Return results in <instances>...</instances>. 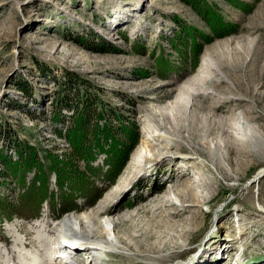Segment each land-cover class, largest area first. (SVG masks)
Here are the masks:
<instances>
[{"label": "rangeland", "instance_id": "rangeland-1", "mask_svg": "<svg viewBox=\"0 0 264 264\" xmlns=\"http://www.w3.org/2000/svg\"><path fill=\"white\" fill-rule=\"evenodd\" d=\"M205 1L219 14L221 23L235 27L231 33L214 36L203 17L181 0H0L2 154L13 156L11 141L15 140L51 150L49 152L53 155L68 152L67 144L54 133L62 130L67 122L55 125L51 120L58 86L68 75L92 86V94L117 107L138 133L137 145L115 183L105 193L101 191L87 208L81 205L88 203L84 202L87 199L81 198L79 211L66 212L59 217H54L58 209L54 204L58 197L39 206L32 200H27V205H20L23 194L20 186L23 183L8 173L7 167L0 162L1 176L7 174L5 178L0 177V194L17 206L14 218L4 221L0 227V264H24L17 256L23 247L16 240L31 241L33 234L38 229L40 231V226H45L46 222L53 228V233L47 235L49 246H55L57 255L61 259L64 257L54 264H67L65 261L71 259L65 258L66 255L58 250L60 245L66 247L67 242L88 248L85 254L90 258L93 247L80 238L76 219L80 215L87 218V214L98 206L110 211L109 215L98 219L103 222L108 238H112L114 232L121 237L135 229L147 233V237L137 244L141 246L137 255L129 258L106 245L101 255L93 253L95 258L97 254L101 257L98 264H264V174L256 176L264 168V0H237L249 3V11L241 10L230 0ZM173 19L185 28L193 27L208 33L212 39L202 44L194 69H190L188 62L194 54L191 39L188 37L187 46L181 48L185 49L187 63H184L182 54L170 45V38L181 29ZM90 32V47L75 42L76 37L86 38ZM102 46H105L103 50ZM54 48L58 49L57 53L53 52ZM115 49L118 53L108 51ZM205 56L207 60L210 57H232L231 66L225 64L223 68L225 72L237 81V88L242 92L249 91V87L257 91L255 99L251 98L255 94L242 98L253 111L248 115L253 119L250 123L256 125L261 135L258 140L248 143L249 148L244 153L232 154L238 165L224 163L233 177L223 178L215 172V181L211 182L213 167L207 159H202L205 169L197 166L192 170L194 179H201L203 185L198 188L199 193L193 201L197 206H189L192 212L187 213L182 221L173 219L179 221L175 229L171 225H161L158 229V223L164 219L161 208L154 211L156 217H150L148 205L162 206L164 193L175 185L178 191L185 192L184 178L176 170L178 164L189 166L193 162L190 158L184 159L183 150L168 142L151 115L160 120L157 114L162 109L168 111L172 103L186 102L187 96L203 103L204 109L198 112L202 116L208 113V105H218L221 109L214 113L217 114L216 121L218 118L230 119L232 113L239 115L244 111L243 106L236 107L231 113L232 108L226 109L233 98L231 94L213 93L208 89L189 92L190 81L196 77L201 58ZM159 58L165 64L185 71H158ZM203 71L198 75L201 80L205 75ZM232 82L231 79L223 82L217 90L226 91ZM62 114L68 117L71 112L64 110ZM146 132L154 141L153 148L165 147L167 153L159 155L151 164L147 161L141 163L137 168L140 172L133 176L131 171H127L128 162ZM213 137L211 135L209 139ZM177 141L181 142V139ZM104 158L103 155L98 156L95 165L104 166ZM82 171L80 174L89 175ZM33 177L34 173L27 174L26 187L30 186L28 183ZM104 182L105 179H97L99 188L104 186ZM91 188L90 184L82 185L76 187V193L86 190L94 193ZM49 189L56 190L54 176L50 177ZM37 207L39 214L33 216ZM126 214L135 216L112 230L110 220ZM64 221L71 223L75 231L71 232L67 228L69 224ZM16 228H21L22 233L16 232ZM161 234L167 240V254L170 253L165 262L158 261L155 254L146 256L150 253L146 247L156 244ZM58 237L62 238L59 244ZM33 248L32 244L26 245L29 249L26 252L34 251ZM83 255L76 256L78 259L74 264H88Z\"/></svg>", "mask_w": 264, "mask_h": 264}, {"label": "trees", "instance_id": "trees-1", "mask_svg": "<svg viewBox=\"0 0 264 264\" xmlns=\"http://www.w3.org/2000/svg\"><path fill=\"white\" fill-rule=\"evenodd\" d=\"M230 1L231 4L238 6L243 11L251 10L249 3L237 0ZM255 1L258 2L259 0ZM181 2L203 17L214 36L222 37L223 34L231 33L235 29L230 24L221 23L219 14L217 15L206 4L205 0H181ZM172 21L180 25L177 19ZM180 26V31L170 38V45L174 51L182 54L184 63H187L185 49L181 48L187 46V38L189 37L194 43L192 46L194 54L188 62L190 69H194L198 62L197 57L201 52L202 44H207L212 39L208 33L193 27ZM90 36H92L91 32L86 38L78 36L74 40L81 46L90 47ZM104 47L102 46V50ZM108 51L118 53L116 49ZM156 66L158 71L160 69L165 70V72L185 71L183 68L165 64L161 58L157 60ZM19 89L23 88L19 86ZM91 89L92 86L85 81L70 75L58 86L51 120L55 125H64L65 121L67 122L62 130L58 129L54 133L57 138L63 139L67 144L68 152L53 155L49 152L51 150L38 148L27 141L20 140L11 141L13 156L7 157L0 152V162L7 167L8 173L10 172L23 183L20 186L21 193H23L20 196V205H27L29 203L27 200H32L39 206L42 202L47 203L58 197L59 200L54 204L55 208H58L54 217L63 216L66 212L79 211V199H87L84 202L88 203L81 204L84 208H87L89 203L93 204L101 191L105 193L115 183L116 178L125 167L128 156L137 145L138 133L133 129L132 122H129L117 107L110 106L100 96L92 94ZM64 110L71 112V114L68 117L62 116ZM100 155L105 156L102 167L95 165V161ZM105 167L107 169L104 170ZM82 170L87 171L89 175L80 174L83 172ZM29 173H34V177L28 183L30 186L26 187L25 180ZM1 175L3 174L0 173L2 178L7 177V174ZM51 176L55 178L56 190L54 191L49 189ZM99 178L105 179L102 188H99L97 183ZM87 184L92 186L90 190L94 193L89 190L76 193V187ZM13 205L0 194V227L4 221L12 220L17 214L14 211L17 206ZM38 210L39 207L35 208L33 216L39 214Z\"/></svg>", "mask_w": 264, "mask_h": 264}, {"label": "bare ground", "instance_id": "bare-ground-1", "mask_svg": "<svg viewBox=\"0 0 264 264\" xmlns=\"http://www.w3.org/2000/svg\"><path fill=\"white\" fill-rule=\"evenodd\" d=\"M53 52L57 53L58 49L54 48ZM229 63H233L232 57L224 56L219 57L218 59L210 57L208 60L206 56L202 57L199 68L196 72L197 78L195 77L191 79L188 89L189 92H200L208 89L213 93L231 94L233 98L229 101V105L226 109L232 108L230 111L231 113L236 110V107L243 106L244 111H242V113L239 115L232 113L230 119L218 118L216 121L215 117L217 114L215 115L214 113L221 109L218 105H208V113L205 116H202L198 114V112L204 109L203 103H199L187 96L186 102L172 103L171 108L168 111L162 109V111L157 114V116H160L161 122L157 117L151 115L152 120L155 123H158L159 128L164 131V136L168 139V142L178 146V150H183L185 154H183L182 157L184 159L190 158L193 162L192 165H189L190 168L188 165L178 164V168L176 170V172L181 174V177L184 178L183 184L186 188L185 192L178 191L177 186L175 185L164 193V196L162 197V206L148 205V212L151 214L150 217H156L157 214H155L154 211L159 207L161 208V216H163L164 219L158 223V229H160L161 225H171L175 229L178 227V220L180 219V221H182V218L187 213L192 212L189 206H197L193 203V201L195 200V196L199 193L198 188L203 187V185H201V179H194L192 174L193 169L197 166L205 169V165L202 164V161L207 159L210 167H213L211 168V182L215 181L213 178V174L215 172H219L223 178L233 177V174L225 168L224 163L226 162L229 166L238 165L239 163H236L232 159V154L244 153V150L248 147V143H250L253 139L258 140L261 135L256 125L250 123L253 119L248 115L253 111L250 109L249 105H247L248 103L243 100L244 97H248V95L250 97L253 94H255V96L251 98L255 99L257 91L251 87H249V91L246 92L239 90L237 88V81L223 69L225 64L231 66ZM203 70H205V75L203 80H201L198 75L201 74V72H204ZM230 79L231 82H233L231 83L232 85L227 86L229 88L226 91L217 90L223 82ZM259 96L261 97L262 95L260 94ZM263 97L264 95L262 98ZM254 102L257 103V100H254ZM211 135L214 137L209 139ZM149 137V134L146 132L145 136L141 139L138 150L130 157L127 171H131L133 176L140 172V169L137 168L141 166V163L145 164V161H147L148 164H151L159 155L164 152L167 153V150H164L165 147L164 149L163 147L159 148L158 146L157 148H153L154 141L149 139ZM178 139H181V142H178ZM174 142H176V144ZM262 144L263 143H261V145ZM261 145L259 147H261ZM256 150L259 151L260 148L256 146ZM260 174H264V168L260 169L256 173V176ZM176 180L177 182L179 181L178 179ZM109 214L110 211L105 209L104 206H98L87 214L88 219L82 215L77 217L76 227L78 228L77 230H79L81 236L80 238L90 242L93 249H91L92 252L90 253L91 255L89 258V256H86L85 254V251L88 248L77 246L64 239L68 245L66 247L60 245L59 248L69 251L68 254L71 256L68 255L65 258L71 259L69 261H65L67 264H74V261L78 259L76 256L80 253L84 254L83 256H85L88 264H98L97 262H101V257L99 258L98 254H102L101 250H104L106 245L119 250V253L127 254L129 258L137 255L138 250H141V246L137 244L147 237V233L136 231V229L131 226V229L135 230L128 231L126 235L119 237V235L114 232L112 238H108L106 236L107 231L103 228V222L98 219ZM134 216L135 215L132 214H126L122 215L117 220L111 219L110 223L112 230H115L118 225H125L127 222L131 221ZM173 219L178 220L175 222ZM63 223L69 224L67 228L72 232L73 229L71 228V223L68 221H64ZM40 227H42L41 230L39 231L38 229L36 234H33L34 236L31 238L33 243H31V241H27V239L21 242L18 239L16 240L17 244L21 243V246L24 248H26V245L29 246L32 244L34 252H26L27 250L25 251L22 248L17 256H19L20 259H27V257L32 256V259L28 261L27 264H54L55 261L62 260L64 257L61 259L59 254L57 255V248L55 246H49V242L47 241V235L49 233H53L51 231L53 228L51 226L48 227L47 222L45 223V226L41 225ZM16 232L22 233L21 228H16ZM108 235L110 234L108 233ZM59 239L62 238L58 237V244L60 242ZM55 243L57 242H55L54 239L53 245H55ZM166 245L167 240H165L164 234L159 235L156 244L152 246L148 245L146 247V250L150 252L149 254H146V256L153 257V254H155L156 256L154 257H156L158 261L165 262L166 259H169L170 257V253L167 254ZM93 252L98 253L96 258L94 257ZM36 257H38V259H36Z\"/></svg>", "mask_w": 264, "mask_h": 264}]
</instances>
